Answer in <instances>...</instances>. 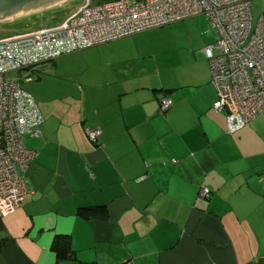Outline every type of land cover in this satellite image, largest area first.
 I'll list each match as a JSON object with an SVG mask.
<instances>
[{
  "label": "crops",
  "instance_id": "1",
  "mask_svg": "<svg viewBox=\"0 0 264 264\" xmlns=\"http://www.w3.org/2000/svg\"><path fill=\"white\" fill-rule=\"evenodd\" d=\"M196 15L169 25L163 55L141 30L20 68L42 121L23 137L36 153L0 216V264H262L264 107L225 131Z\"/></svg>",
  "mask_w": 264,
  "mask_h": 264
},
{
  "label": "built area",
  "instance_id": "2",
  "mask_svg": "<svg viewBox=\"0 0 264 264\" xmlns=\"http://www.w3.org/2000/svg\"><path fill=\"white\" fill-rule=\"evenodd\" d=\"M249 5L250 0H102L83 5L59 24L0 37V216L17 208L27 191L22 174L36 150L25 146L23 137L39 136L42 121L31 94L18 81L5 78L6 71L202 14L205 30L214 32L213 40L201 47L215 91L211 108L223 112L224 129L231 133L264 107V26L258 17L250 27ZM170 103L164 93L157 108L163 111ZM84 134L97 142L99 128L86 127ZM262 186L264 195V180ZM208 192L200 186V195Z\"/></svg>",
  "mask_w": 264,
  "mask_h": 264
},
{
  "label": "rangeland",
  "instance_id": "3",
  "mask_svg": "<svg viewBox=\"0 0 264 264\" xmlns=\"http://www.w3.org/2000/svg\"><path fill=\"white\" fill-rule=\"evenodd\" d=\"M97 1L102 0H67L42 10L13 17L11 19L1 20L0 37L13 33L32 31L40 26L47 27L59 24L75 15L83 5ZM249 11L250 27L253 28L258 17H261L262 12L264 11V0H250ZM196 16L201 17L202 14ZM172 23L173 21L144 29L149 32L151 36L149 45L155 46L157 49L156 52L161 55L164 53L163 49L165 50L164 46L169 38V33L173 30L171 26H169ZM23 75L24 73L22 69H13L4 73L5 78L19 82L24 81Z\"/></svg>",
  "mask_w": 264,
  "mask_h": 264
},
{
  "label": "water",
  "instance_id": "4",
  "mask_svg": "<svg viewBox=\"0 0 264 264\" xmlns=\"http://www.w3.org/2000/svg\"><path fill=\"white\" fill-rule=\"evenodd\" d=\"M67 0H0V21L65 2Z\"/></svg>",
  "mask_w": 264,
  "mask_h": 264
},
{
  "label": "trees",
  "instance_id": "5",
  "mask_svg": "<svg viewBox=\"0 0 264 264\" xmlns=\"http://www.w3.org/2000/svg\"><path fill=\"white\" fill-rule=\"evenodd\" d=\"M262 20H263V26H264V11L262 12ZM144 30V29H143ZM141 31V30H140ZM138 32V31H137ZM135 33V32H134ZM132 34V33H131ZM122 37V36H121ZM50 59V58H49ZM29 67V66H28ZM32 96V95H31ZM33 97V96H32ZM34 99V98H33ZM35 101V100H34ZM168 108V107H167ZM166 108V109H167ZM165 109V110H166ZM163 110V111H165ZM159 111V110H158ZM160 111V112H163ZM208 195V194H207ZM86 210H89L87 208H82V207H78L77 212L81 215H85L86 214ZM52 248L55 251V254L57 257L61 258V257H67V255L70 252V248L68 245V238L66 236H62V238L56 237L54 238L53 242H52Z\"/></svg>",
  "mask_w": 264,
  "mask_h": 264
}]
</instances>
